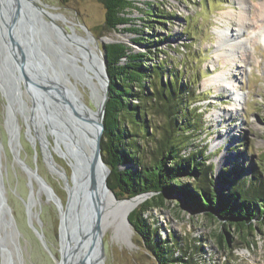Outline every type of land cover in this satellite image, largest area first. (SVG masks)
I'll return each mask as SVG.
<instances>
[{
	"label": "rangeland",
	"instance_id": "rangeland-1",
	"mask_svg": "<svg viewBox=\"0 0 264 264\" xmlns=\"http://www.w3.org/2000/svg\"><path fill=\"white\" fill-rule=\"evenodd\" d=\"M135 1L137 8L128 13L132 18L131 23L119 27L122 29L124 26L136 25L142 30V35L155 38L156 41L161 40L157 42L156 47L170 55H177V62L168 61H171L172 65L176 64L177 69H182L183 76L195 84L196 92L191 97L192 105L202 113L207 128L198 132L194 141L206 145L208 162L214 165L215 187L219 190L222 186L219 178L221 168L234 164L246 169L243 177L260 164V177L264 181V39L256 38L251 49L247 46L251 52L250 56L245 61L235 60L234 66L222 56L220 42L223 41L220 40L222 33L236 31L234 17L228 18L226 13L236 15L241 0ZM145 1L153 2L168 14L163 20L160 19L162 25L154 24L150 28L147 26L151 18L148 19L144 15ZM244 1L247 4V15L253 24L242 32L245 38L253 39L256 37V27H260L259 18L255 13L264 0ZM40 4L48 10L52 17L51 22H55L61 33L67 32L69 35L82 37L92 34L101 51L102 43L115 41L125 42L135 51L146 49L145 45L132 41L137 36L134 32L105 30L104 8L97 0H40ZM43 18L49 21L45 16ZM61 26L65 32L61 30ZM35 40L39 44L31 43V47H35V50L38 48L37 53L50 60L49 67L61 70L62 54L70 52H64L62 48V44L70 45L68 39L43 25ZM95 42L91 41L90 45L94 46ZM157 58L164 59L166 55L158 51ZM84 67H87L86 71L91 70L88 66ZM221 72L225 73L223 78H227V86L222 85L218 89L215 84L210 85L208 80ZM67 75L81 93L80 99L90 110H94L89 87L75 82L70 73ZM94 80L96 81V78ZM67 84L71 85L68 81ZM21 85L25 90L23 83ZM6 104L7 100L0 90V172L17 232L16 241L21 264H55L34 230L39 228L36 229L42 234L53 256L58 259L59 213L53 201L43 190L39 191L36 182L31 181L29 172L35 169L60 198L63 206L67 200L64 180L48 166L40 140L32 139L33 131H29L20 114H15L18 119L17 145L15 147L10 143L4 121ZM45 136L49 141L51 160L57 167L64 169L71 185V156H60L53 151L57 150L53 141L56 134L50 127L47 128L46 124ZM238 144L240 145L237 146ZM60 147L64 149L63 145ZM182 181L186 179L182 178ZM31 194L34 195L32 206L29 205ZM123 201L125 200L121 202ZM146 215L160 227L162 238L173 233L182 248L194 249V246H201L200 259L206 264H264V225L258 217L254 220L257 230L246 237V240L238 238L236 230L227 227L229 234L224 235V240L228 241L221 246L215 237L221 228L220 220H211L206 215L186 211L178 202L177 194L167 198L163 207H156ZM102 240L104 258H96L98 250L95 249L93 264H156L154 257L143 246L133 228L129 240L124 241L114 235L113 227L110 226L102 235Z\"/></svg>",
	"mask_w": 264,
	"mask_h": 264
},
{
	"label": "trees",
	"instance_id": "trees-1",
	"mask_svg": "<svg viewBox=\"0 0 264 264\" xmlns=\"http://www.w3.org/2000/svg\"><path fill=\"white\" fill-rule=\"evenodd\" d=\"M97 1L104 8L105 30L134 32L137 36L132 41L146 47L135 51L122 41L102 43L110 77L101 138L102 157L110 168L108 186L118 198L154 192L127 217L156 264H206L200 259L201 246L182 248L173 233L162 238L160 227L146 213L163 207L167 198L177 194L194 213L223 220L215 235L219 245L228 241L224 240L227 227L246 240L257 230V217L264 225L260 164L244 177L245 168L223 166L219 172L222 186L216 190L206 145L194 141L207 128L202 113L192 105L195 84L172 65L178 56L156 47L161 40L142 35L136 25L119 27L131 23L128 13L137 8V1ZM144 15L151 18L149 28L162 25L160 19L168 16L151 1H145ZM158 51L166 58L158 59Z\"/></svg>",
	"mask_w": 264,
	"mask_h": 264
},
{
	"label": "water",
	"instance_id": "water-1",
	"mask_svg": "<svg viewBox=\"0 0 264 264\" xmlns=\"http://www.w3.org/2000/svg\"><path fill=\"white\" fill-rule=\"evenodd\" d=\"M35 6L38 10L37 16L33 15L31 17V9L26 7V5H21L20 0H0V19L5 25V28L3 30H0V82L3 85L2 86L0 84V90L6 98L7 102L9 94H12L13 91L14 94L12 95V98H15V96H17L15 95V74L16 72H18L19 68L21 75L25 79L23 85L30 97V119L32 127L34 128L33 133L35 135H39L37 134L38 131H36V128L39 127L41 133L40 136H42L44 142H47L48 140L45 137V131L42 126V122L40 121L41 116L45 118L44 122L46 123L47 128L54 127L58 130H61L65 128V125H67L68 128H74L76 126V134L78 136L77 140L75 139V137H73V141L69 140L71 139V137L65 135V133H69L66 129V131H63L64 129L60 131L59 135L64 139H68L67 145L70 150V154H72V160L74 163L80 165V172L78 173L75 166L70 163V166L72 168L70 185L64 169L59 168L60 177H62V179L64 180L65 189L67 191V200L65 205L63 206L60 198L56 196L50 185L43 179V177L39 175L35 169L31 170V174L34 176L35 180L45 188V194L53 201L59 213L60 256L58 259L54 257L49 250L47 244L42 238V234L39 233L36 228L34 231L44 249L49 253L55 264H72L71 259H73V257L75 256L76 251H81V249L83 250V237L88 238L87 242H89L87 248L89 249V253L87 255L90 256L91 250L93 251L94 249H96L98 250V255L96 258H104L102 240L103 232H101L100 226L101 221H103L105 217H111L112 219L120 217V208L118 207L117 210L109 209V203L111 202L116 204L121 200L139 197L141 199V201L139 202L140 204L141 202L149 198L154 192H145L131 197L118 198L112 191V189L108 186L107 180L110 173V168L105 163L102 157L101 138L104 130L103 120L105 108L109 99L110 77L106 68L104 51H101L99 49L97 43L96 47L101 54L102 67L100 74L103 79V97L99 103H97L95 99L91 97V100L95 105L94 110H90L80 99L81 93L75 86V88L79 92V97H77L78 106L81 108L79 111L75 106L72 105L71 101H69V98L65 94L68 92L67 89H65L64 86L55 77H46L43 72L37 71L36 67H34V64H31L30 77L27 70V62L25 61V58L27 56L30 58L31 54L32 56L37 57L40 64L44 62L48 69L54 70L47 64L48 62H50V60H47L44 57L45 55H40L33 47H31V43H34L33 37L35 38L39 31H41V26L45 25L47 27H50L48 25V22L43 19V16L51 20L48 10L41 6L40 0L35 1ZM61 30L65 32V29L62 26ZM65 34L69 36V33L65 32ZM17 52L20 53V56L17 54ZM62 55L63 58L61 71L63 70L68 72L67 68L70 66L75 72H77L78 70L82 71L79 66L74 64L75 60L69 57L68 54L63 53ZM65 57H67V60L65 59ZM31 63H34L32 59ZM90 64L93 66V68H97L96 63H94L92 58L90 59ZM82 66H84V64ZM42 68L46 69L43 67V65ZM89 71L91 73H95L92 70H87V73L89 75H91ZM82 73L84 74V71H82ZM87 73L85 72V75H87ZM72 77L74 78L73 75ZM39 89L43 93L42 96L37 94V92H39ZM3 90H6V92L4 93ZM47 97L50 98L49 101H47ZM53 99H55L56 101H54ZM13 100L15 103H18L17 107L22 109L23 103L19 102L20 99L15 98ZM49 106L50 113H52V111L53 113H58V116L56 118L50 117L47 113L49 111ZM61 109H63V112L61 111ZM22 113L23 111L19 112L18 114L22 116ZM65 113L66 118L64 117ZM59 114L62 115L59 116ZM91 114H97V118H95V120H91ZM12 120L13 123H15L17 129L18 119L14 116ZM91 122L92 131L87 129L86 126L87 123ZM6 130L10 139V131L7 128ZM31 141L33 140L31 139ZM53 141L54 145L56 146L55 137L53 138ZM77 143H80L79 145L81 146H85V148L87 149H85L86 152L80 150V146ZM62 144L63 148L68 151L65 144ZM53 151H55L60 156H64V154L59 152V150ZM74 177L77 178L78 183L75 182ZM215 189L218 190L216 187ZM178 202L181 203V207L186 211L194 213L183 204L181 199H178ZM137 206H135L134 208H136ZM211 220H220V222L223 221L219 217L217 219ZM125 221L127 225L132 227L128 217H126ZM0 227L4 228V230H9L8 235L10 240L16 239L17 232L14 226L11 209L7 203V198L5 196V189L1 172ZM83 231H85L86 236L82 234L84 235L82 237L81 232ZM120 231H122L121 228ZM78 236H80V238H78ZM84 256L85 254H80V259L78 260L77 264H86V258H84ZM91 258L93 259V255H91ZM88 264H91V261L88 262Z\"/></svg>",
	"mask_w": 264,
	"mask_h": 264
},
{
	"label": "bare ground",
	"instance_id": "bare-ground-1",
	"mask_svg": "<svg viewBox=\"0 0 264 264\" xmlns=\"http://www.w3.org/2000/svg\"><path fill=\"white\" fill-rule=\"evenodd\" d=\"M35 1H39V0H31V3H30V0H20L21 5H23V6L26 5V7L31 9V17L33 15L37 16V12H38L37 7L35 6ZM239 3H240V8H239V11L236 13V15L231 14V13H226V16H228V18L234 17V19L236 21V23H235L236 29H234V30H236V31L235 32L231 31L230 33L226 31V32L222 33L221 39H220V40L223 39V41H220L222 43L221 48L223 50L222 56L224 57V59L227 62L231 63V66H234L235 60L241 59L242 61H245L250 56V53H251L250 49L253 47L252 45L255 43L256 38H258V40H259V38H261V40L264 39V2L262 4L261 3L259 4L260 7L257 9V12L255 13V15H257L259 18L260 27H256V29H257V31L255 33L256 37L253 39L249 38V37L245 38L243 36L242 30L248 29L249 27H251V25L253 23H251L252 22L251 18H249V16L247 15V11H246L247 4L245 3V1L241 0V2H239ZM49 16H50V18H52L50 14H49ZM46 22H48L50 29H52L53 31H56L57 33L61 34V36L68 39L70 45H68V44L63 45L62 44L63 51L65 52L66 50H70V52H67L66 54H68L69 57H71L72 59L75 60L74 64L79 66L81 68V70L84 71V74L80 70L75 72L71 66L70 67L67 66L68 72L63 71V70L62 71L61 70H59V71L50 70V69H48V67H46V64L44 62L42 64H40L37 57H34L31 54L30 58L28 56L25 58L26 59L25 61L27 62V70H28L30 77H31V64H34V67H36L37 71L43 72L46 77H52V78L55 77L64 86V88L67 89L68 92L65 94L69 98V101H71L72 105L75 106L80 111L81 108L78 106V102H77V97H79V92L76 89L77 87L75 88V83L71 82L70 78L67 75L68 73H71L75 78V82H81L83 85H87L89 87L90 94H91L90 96L93 97L97 103H99L103 97V79H102V76L100 74L102 65H101V54L99 53V51L96 47V42H95L94 36L92 34H89L88 37L77 36L75 34L67 36L66 34L61 33L59 31L55 22H51V20L46 21ZM4 28H5V25H4L3 21L0 19V30H3ZM33 41H34V44H37V40H35L34 37H33ZM91 41L95 42L94 46L90 45ZM72 42H75V44ZM247 46H249L250 49ZM66 47L68 49H66ZM34 49H35V47H34ZM17 54L20 56L19 52H17ZM91 58L94 61V63H96L97 68H93V66L90 64ZM31 59H32V61H34V63H31ZM65 59L67 60V57H65ZM83 64H84V66H88L95 73H91V75H89L86 71L87 67L85 69V67L82 66ZM42 65L46 69H43ZM17 67H19V66H17ZM50 68H51V66H50ZM65 69H66V67H65ZM83 69H85V70H83ZM85 72L87 73V75H85ZM223 75H225L224 72L218 73L214 77H211L208 80V82L210 83V85L215 84L214 86L218 87V89H220L222 85L225 86L227 84V81L225 80L227 78H223ZM94 78H96V81L94 80ZM67 81L70 82V84H71L70 86L67 84ZM24 82H25V79L21 75V72L18 68V72H16V74H15V95H17V96H15V98L20 99L19 102L23 103L22 109L17 107L18 103H15L13 100L15 98H12L14 91L12 92V94H9L8 102L5 106V111H6V115L4 117L5 118V120H4L5 126L10 131V141H11V144L15 147L17 145V138H18V128L16 129L15 123H13V120H12V118L15 116V114H18L19 112L23 111L22 118H23L24 122L28 125L29 131L31 132L34 129L32 127V123H31V119H30V116H31L30 97H29L27 90L26 89L24 90L21 88V86H22L21 83H24ZM0 84L2 85L1 82H0ZM87 86H85V87H87ZM30 89H31V84H30ZM3 92L5 93L6 90H3ZM37 94L42 96L43 93L39 89V92H37ZM46 99H47V101L50 100L49 97H47ZM53 100L56 101L55 99H53ZM49 104H50V102H49ZM61 111L63 112V109H61ZM47 113L49 114L50 117H53V118H56L58 116V113H55V112L53 113V111H52V113H50V106H49V111ZM62 114H59V116H61ZM64 117L66 118V113L64 114ZM90 118H91V120H95V118H97V114H91ZM44 119H45L44 117H42V116L40 117V121L42 122V126H43L44 131H45V124L46 123L44 122ZM91 124H92V122L86 124L87 129L91 130ZM50 128H51L52 132H54L56 134L55 141H56L57 150H59V152H61L64 155H68V156L70 155L72 158V154H70V150H69L68 145H67L68 139L62 138L59 134H60V131H62L63 129H64L63 131L68 130L69 133H67V134L65 133V135H67L68 137H71V139H69V140L73 141V137H75V139L77 140V138H78V136L76 134L77 129L76 128L74 129L73 127L68 128L67 125H65V128H63L61 130H58L57 128H54V127H50ZM36 131L39 132V133L37 132V134H39V135H35L33 133L32 139L35 140L36 138H38L40 140V142L42 144L41 145L42 149L45 153V157L48 159V164H49L48 166H50V168L53 172L57 173L60 176L59 167H57L53 163V161L51 160L52 158H51V154H50V151L48 148V141L44 142L42 136H40L41 133H40L39 127L36 128ZM77 142H79V141H77ZM62 143L65 144L68 151L64 150L60 147V145L61 146L63 145ZM77 144L79 145L80 143H77ZM79 146H80L79 147L80 150H83L84 152H86L87 149L85 148V146H81V145H79ZM71 163L75 166V168L77 169V172L79 173L80 172V169H79L80 165L77 163H74L73 160H71ZM29 176H30L31 181H34L38 184L39 191L43 190L45 192V188L43 186H41L40 183H38L35 180L34 176L31 174V172H29ZM74 180L76 183H78V180L76 177H74ZM33 196H34L33 194H31V196H30V204L29 205H31V206L34 203ZM121 201L119 203H116V204L111 203V202L109 203V209H116L117 210L118 207L120 208V210H119L120 217L115 218V219H112L111 217H108V218L105 217V219L103 221H101L100 226H101V232H103V234L108 227L112 226L114 235L116 237H121V239L126 241V240H129V236L132 233V229L129 225L126 224L125 219L127 217L128 212L130 211V209L133 206H135L139 201H141V199L139 197H136V198L128 199V200L125 199V201H123V202H121ZM120 228L122 231H120ZM8 232H9L8 229L4 230V228L0 227L1 264H21L20 251H19L17 241H16V239L10 240ZM82 234H84L86 236L85 231L81 232V235ZM84 235H82V237ZM78 238H80V236H78ZM82 241L84 243L82 246L83 250L81 249V251H76L75 256L73 257V259H71L72 260L71 263L77 264L78 260L80 259V257H79L80 254L83 253V254H85L84 258H86V264H88V262H90V261H91V264H93L95 249L93 251L91 250L90 256H88L87 255L89 253L88 252L89 249H87L88 243H89V242H87L88 238L83 237ZM73 244H74V242H73ZM76 254L77 255L79 254V255L77 256ZM97 254H98V251H97ZM91 255H93V259L91 258Z\"/></svg>",
	"mask_w": 264,
	"mask_h": 264
}]
</instances>
